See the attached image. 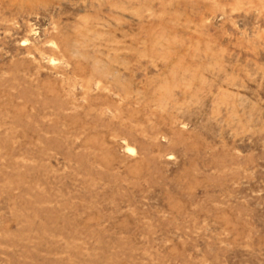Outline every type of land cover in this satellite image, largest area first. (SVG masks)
Here are the masks:
<instances>
[{"label": "rangeland", "instance_id": "obj_1", "mask_svg": "<svg viewBox=\"0 0 264 264\" xmlns=\"http://www.w3.org/2000/svg\"><path fill=\"white\" fill-rule=\"evenodd\" d=\"M0 264H264V0H0Z\"/></svg>", "mask_w": 264, "mask_h": 264}]
</instances>
